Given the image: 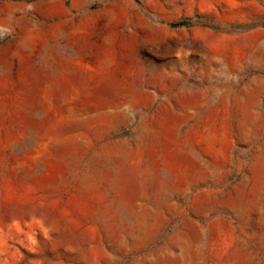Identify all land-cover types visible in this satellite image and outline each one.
I'll use <instances>...</instances> for the list:
<instances>
[{"label":"rangeland","instance_id":"obj_1","mask_svg":"<svg viewBox=\"0 0 264 264\" xmlns=\"http://www.w3.org/2000/svg\"><path fill=\"white\" fill-rule=\"evenodd\" d=\"M0 264H264V0H0Z\"/></svg>","mask_w":264,"mask_h":264}]
</instances>
